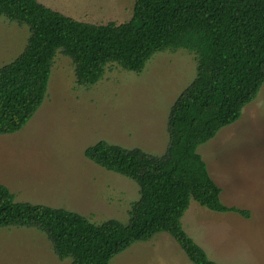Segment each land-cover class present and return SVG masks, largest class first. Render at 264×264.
<instances>
[{
	"label": "trees",
	"instance_id": "16d2710c",
	"mask_svg": "<svg viewBox=\"0 0 264 264\" xmlns=\"http://www.w3.org/2000/svg\"><path fill=\"white\" fill-rule=\"evenodd\" d=\"M0 16L29 32L24 49L0 67V135L21 130L41 106L57 52L71 60L76 83L87 88L108 66L139 74L160 52L184 49L196 62L192 82L170 107L162 155L103 140L84 150L96 165L138 185L127 223H94L62 208L16 202L0 184V228H36L71 264H109L157 233L169 234L193 264H221L209 260L181 218L191 200L249 216L221 202L197 147L237 121L264 84V0H135L130 19L119 24L79 21L38 0H0Z\"/></svg>",
	"mask_w": 264,
	"mask_h": 264
},
{
	"label": "rangeland",
	"instance_id": "374dc122",
	"mask_svg": "<svg viewBox=\"0 0 264 264\" xmlns=\"http://www.w3.org/2000/svg\"><path fill=\"white\" fill-rule=\"evenodd\" d=\"M73 19L104 24L130 19L135 0H38ZM27 26L0 16V67L25 47ZM194 55L184 49L156 53L136 74L108 66L91 87L79 86L71 60L57 52L41 106L16 133L0 135V184L16 202L62 208L94 223L129 220L139 196L131 179L84 156L103 140L160 156L168 145L167 117L195 76ZM197 152L219 186L225 206L215 212L191 200L181 218L185 232L221 264H264V84L234 123ZM0 264H71L60 260L45 234L33 227L0 228ZM109 264H193L167 233L134 242Z\"/></svg>",
	"mask_w": 264,
	"mask_h": 264
}]
</instances>
